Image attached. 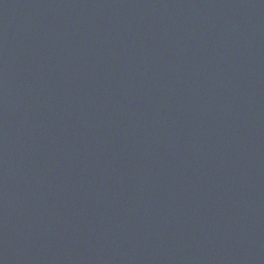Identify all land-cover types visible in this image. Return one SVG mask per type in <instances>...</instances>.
<instances>
[{"label":"water","instance_id":"water-1","mask_svg":"<svg viewBox=\"0 0 264 264\" xmlns=\"http://www.w3.org/2000/svg\"><path fill=\"white\" fill-rule=\"evenodd\" d=\"M0 264H264V0H0Z\"/></svg>","mask_w":264,"mask_h":264}]
</instances>
